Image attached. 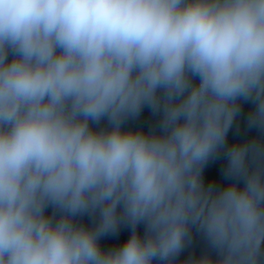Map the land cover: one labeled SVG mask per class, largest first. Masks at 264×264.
<instances>
[{"label":"clouds","instance_id":"obj_1","mask_svg":"<svg viewBox=\"0 0 264 264\" xmlns=\"http://www.w3.org/2000/svg\"><path fill=\"white\" fill-rule=\"evenodd\" d=\"M0 264H264V0H0Z\"/></svg>","mask_w":264,"mask_h":264},{"label":"trees","instance_id":"obj_2","mask_svg":"<svg viewBox=\"0 0 264 264\" xmlns=\"http://www.w3.org/2000/svg\"><path fill=\"white\" fill-rule=\"evenodd\" d=\"M249 106L250 105L245 104L244 108L247 109ZM232 138H234V137H232V134L230 133V139H232ZM219 167H220V162H216V163L210 164L205 169V177H206V179L213 178V177L219 179ZM140 231L142 232V229H140ZM128 234H129L128 232H122L120 234V236H118V237H107V238L101 240V244L102 245H104V244H108V245L119 244V243H121L122 241H124L127 238ZM195 251H196L197 254H199L200 248L197 247L195 249Z\"/></svg>","mask_w":264,"mask_h":264}]
</instances>
